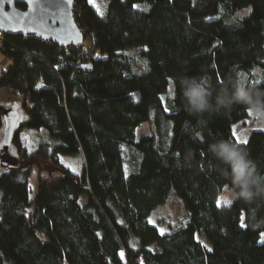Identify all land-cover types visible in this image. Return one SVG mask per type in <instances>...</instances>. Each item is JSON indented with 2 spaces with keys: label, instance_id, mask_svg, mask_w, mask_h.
<instances>
[{
  "label": "trees",
  "instance_id": "obj_1",
  "mask_svg": "<svg viewBox=\"0 0 264 264\" xmlns=\"http://www.w3.org/2000/svg\"><path fill=\"white\" fill-rule=\"evenodd\" d=\"M74 15L89 43L2 35L0 89L22 96V119L19 163L0 173V264H264V199L218 203L228 183L208 152L227 140L264 172V129L237 142L249 108L193 115L179 83L206 75L215 95L238 76L264 90V0H106L103 12L75 0ZM147 121L153 131L137 138ZM23 130L50 138L27 153ZM63 155L80 156L82 171ZM173 196L184 222L161 234L149 218Z\"/></svg>",
  "mask_w": 264,
  "mask_h": 264
},
{
  "label": "clouds",
  "instance_id": "obj_2",
  "mask_svg": "<svg viewBox=\"0 0 264 264\" xmlns=\"http://www.w3.org/2000/svg\"><path fill=\"white\" fill-rule=\"evenodd\" d=\"M187 110L197 116L231 110L235 105H244L253 114L264 116V90H260L240 77L230 78L215 90L210 77L182 76L179 78ZM208 152L218 162L217 171L228 183V194L245 202L264 199V172H261L250 154L227 140L209 144ZM188 152L185 162H191Z\"/></svg>",
  "mask_w": 264,
  "mask_h": 264
},
{
  "label": "rangeland",
  "instance_id": "obj_3",
  "mask_svg": "<svg viewBox=\"0 0 264 264\" xmlns=\"http://www.w3.org/2000/svg\"><path fill=\"white\" fill-rule=\"evenodd\" d=\"M106 0H92V3L96 6L99 12L104 11V3ZM4 34V33H3ZM84 42L89 43L87 37L85 36ZM127 52L131 54L134 58V63L137 69H143L145 67V61L141 59L139 55V50L134 48L127 49ZM11 64V59L5 56L0 50V70L8 67ZM260 70V69H259ZM257 78H260V71H253ZM171 89H173V84H171ZM22 96L18 94L11 93L8 89H0V105L5 110L16 109L22 113ZM22 119V114L20 115L19 121ZM18 128V125L17 127ZM264 129V116L259 113L253 114L249 112L248 117L238 121L234 127V136L237 142H246L253 130ZM153 127L150 121L142 123L137 128L136 136L140 138L143 134L151 133ZM3 136L4 128L0 132V173L6 171L10 165L19 163L20 153L14 141L3 155ZM50 136L44 130H23L19 132V139L22 149L27 153H32L35 147L41 140L49 139ZM62 162L69 167L73 172L80 173L83 168V159L80 156L73 155H63ZM74 169V170H73ZM48 170V168H47ZM44 167V171H46ZM39 167L37 165L33 166L30 175V184L33 191L37 187ZM233 198L228 194V187H224L219 194V203L228 205V201H232ZM82 203L85 204L87 199L82 198ZM150 223L157 226L161 234L170 232L176 229L179 225L184 222V207L179 196H173L165 204L158 207L149 218ZM204 243L205 240L202 239ZM262 241H264V232L262 233ZM207 244V243H206ZM152 248H156V245H151Z\"/></svg>",
  "mask_w": 264,
  "mask_h": 264
},
{
  "label": "water",
  "instance_id": "obj_4",
  "mask_svg": "<svg viewBox=\"0 0 264 264\" xmlns=\"http://www.w3.org/2000/svg\"><path fill=\"white\" fill-rule=\"evenodd\" d=\"M25 5V8L19 7ZM75 0H0V31L6 34H36L61 46H80L85 34L74 15ZM20 111L3 113V150L8 151Z\"/></svg>",
  "mask_w": 264,
  "mask_h": 264
},
{
  "label": "snow or ice",
  "instance_id": "obj_5",
  "mask_svg": "<svg viewBox=\"0 0 264 264\" xmlns=\"http://www.w3.org/2000/svg\"><path fill=\"white\" fill-rule=\"evenodd\" d=\"M89 2H92V0H89ZM249 11H251V9H249ZM249 112H251V109H249ZM74 170V169H73ZM219 203V201H218ZM227 203H231V201H228ZM243 226V225H242Z\"/></svg>",
  "mask_w": 264,
  "mask_h": 264
},
{
  "label": "built area",
  "instance_id": "obj_6",
  "mask_svg": "<svg viewBox=\"0 0 264 264\" xmlns=\"http://www.w3.org/2000/svg\"><path fill=\"white\" fill-rule=\"evenodd\" d=\"M3 32L0 31V46H1V39H2Z\"/></svg>",
  "mask_w": 264,
  "mask_h": 264
}]
</instances>
